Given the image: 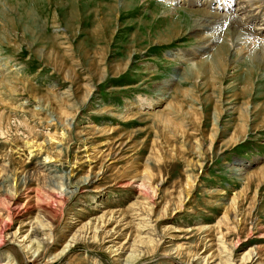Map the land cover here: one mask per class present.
Listing matches in <instances>:
<instances>
[{
    "label": "rangeland",
    "instance_id": "obj_1",
    "mask_svg": "<svg viewBox=\"0 0 264 264\" xmlns=\"http://www.w3.org/2000/svg\"><path fill=\"white\" fill-rule=\"evenodd\" d=\"M209 3L0 0V264H264V32Z\"/></svg>",
    "mask_w": 264,
    "mask_h": 264
},
{
    "label": "bare ground",
    "instance_id": "obj_2",
    "mask_svg": "<svg viewBox=\"0 0 264 264\" xmlns=\"http://www.w3.org/2000/svg\"><path fill=\"white\" fill-rule=\"evenodd\" d=\"M176 3H190V2H194V1H198V2H201V1H204V0H175ZM206 3H208V1L210 2L209 3V7L210 9H213L212 10H207L205 11V13L207 14L206 18H204V23L198 27L199 29H207V30H210V31H214V33L206 36L210 42H214L217 39L216 37V34L218 33L219 29H220V26H222V24L224 23H227V22H230L232 23L235 28L237 27H243V29L249 31V34L251 33L252 34V30L256 29L257 31L259 32V34H262L264 32V30H261L262 28L264 29V26L261 27V28H256L254 25L252 26L251 24H257V22L259 21V17H260V12H258L257 14H251L248 18H247V21L246 23H243L242 22V19L240 18V14H243V13H246V11H249V10H256L258 9L259 7H262V5L264 6V0H238V1H234V0H225L224 2L223 1H220V3L222 5H216L217 9L215 8V6L213 5L214 2L216 0H205ZM233 2H235V4L237 3V7H233ZM252 3H257L258 2V6L255 7L254 9H249V7L253 6ZM197 4V3H196ZM206 7V6H205ZM252 8V7H251ZM220 9L219 11L220 12H217V10ZM231 9H233L234 11H230ZM261 10V9H260ZM259 11V10H257ZM255 13V11H254ZM204 14V13H203ZM229 24V23H228ZM250 24V25H249ZM230 26V24H229ZM239 29V28H238ZM244 31V30H243ZM242 31V32H243ZM254 32V31H253ZM242 35V34H241ZM253 35V34H252ZM247 36V35H246ZM245 36V38H246ZM201 39V38H200ZM234 39V38H233ZM205 41V40H204ZM233 41V40H232ZM240 41H237L235 46H240ZM243 42V41H242ZM255 42V41H254ZM253 43V42H252ZM263 47H264V44L262 42H260ZM259 43V44H260ZM213 44V43H212ZM233 47L234 44H232ZM207 47V45H205ZM203 46V47H205ZM222 46V45H221ZM248 46V45H247ZM262 47V46H261ZM259 49V48H258ZM257 49V50H258ZM264 49V48H263ZM245 52V51H244ZM262 54V53H261ZM264 54V53H263ZM264 57V56H263ZM6 80V79H3L1 80L0 82L3 83V81ZM5 82V81H4ZM87 97V96H86ZM89 97V96H88ZM88 99V98H87ZM86 99V100H87ZM22 105V104H21ZM230 108H233L232 106ZM234 113V112H233ZM159 116V115H158ZM162 120L163 122L165 123V125H171V123L173 122L171 118L168 117V115H162ZM160 117V118H161ZM178 128V127H177ZM177 131V133H181L183 136H185L184 134V131H181L179 128L177 130H175V132ZM38 146H41V145H38ZM50 158V157H48ZM244 165H238V166H234L232 169L233 170H236L240 172V174H242L245 170L243 168ZM109 166H107L108 168ZM111 168V167H109ZM62 177V176H61ZM247 177H250V176H247ZM66 179L70 180V177L69 176H66ZM92 179L93 177L91 176H86V177H82L80 179H77V180H73L72 178V181L71 183H73L77 188L72 190V191H68L69 193H72L73 195L76 193V191H78L77 189L78 188H83L84 185H88L92 182ZM190 181V180H189ZM187 184H190V182H187ZM67 185H69V182H67ZM63 186V185H62ZM192 188V187H189V189ZM59 189V188H58ZM60 190V189H59ZM62 192V191H61ZM66 192V191H65ZM189 192H187L188 194ZM64 195V194H63ZM189 195V194H188ZM68 196V195H67ZM235 203V199L233 200V202L231 203V205L233 206Z\"/></svg>",
    "mask_w": 264,
    "mask_h": 264
}]
</instances>
